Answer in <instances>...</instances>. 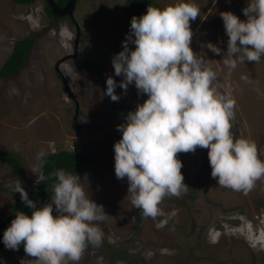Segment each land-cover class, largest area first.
<instances>
[{"label":"rangeland","instance_id":"1","mask_svg":"<svg viewBox=\"0 0 264 264\" xmlns=\"http://www.w3.org/2000/svg\"><path fill=\"white\" fill-rule=\"evenodd\" d=\"M125 1L78 0L74 21L69 16L56 20L47 12L45 0L29 5L0 0V69L16 40L36 38L25 67L0 79V147L13 152L25 167L20 174L0 161V217L9 216L21 201L13 191L17 179L29 194L38 175L42 178L38 152L76 149L85 159L73 174L82 178L88 197L103 206L106 220L97 222L104 232L102 244L89 245L79 261L66 264H264V181L245 197L211 177L207 149L181 152L177 157L187 186L179 196L163 198L165 216L151 218L131 204L126 178H116L113 145L121 137L117 125L147 99L134 85L127 94L116 88L119 101L103 95L107 77L114 74L112 57L122 50L130 30ZM156 1L161 7L173 2ZM193 3L200 11L190 22L196 32L191 47L208 59L217 73L218 89H231L236 101L231 132L250 141L264 166V57L239 63L230 74L222 62L228 37L220 12L246 19L242 9L247 0ZM78 26L76 59L71 56ZM62 27L67 28L63 36ZM208 44L220 47L221 54ZM81 59L99 72L85 70ZM115 79L119 82L121 77ZM35 259L25 253L23 243L17 250L0 247V264H37Z\"/></svg>","mask_w":264,"mask_h":264},{"label":"clouds","instance_id":"2","mask_svg":"<svg viewBox=\"0 0 264 264\" xmlns=\"http://www.w3.org/2000/svg\"><path fill=\"white\" fill-rule=\"evenodd\" d=\"M199 11L193 0H173L165 7L149 4L144 14L131 18L122 50L111 60L114 74L106 79L103 95L114 102L121 98L118 86L127 94L129 85H134L138 95L147 96L117 125L121 137L113 145L115 176L126 178L127 196L145 217L165 216L160 207L163 198L185 190L183 165L177 157L181 152L207 149L211 177L245 197L264 181L255 147L231 132L236 105L231 89H218L217 73L205 55L191 47L196 32L190 22ZM242 12L246 19L220 12L228 37L222 62L229 74L239 63L259 62L264 55V0H247ZM66 32L62 27L61 35ZM207 47L218 55L222 52L214 44ZM45 156L40 151L36 159L42 164ZM51 175L52 195L41 206L29 198L19 179L15 181L13 191L32 212L17 210L2 242L12 250L23 243L37 264L77 262L89 245L102 244L104 232L97 222L105 221L106 213L88 197L79 175L63 169ZM41 179L38 175L37 183Z\"/></svg>","mask_w":264,"mask_h":264},{"label":"trees","instance_id":"3","mask_svg":"<svg viewBox=\"0 0 264 264\" xmlns=\"http://www.w3.org/2000/svg\"><path fill=\"white\" fill-rule=\"evenodd\" d=\"M18 4H33L37 0H13ZM59 5L64 6L67 0H55ZM161 7L156 0H126L125 7L128 15L129 24L131 23V18L135 16H140L144 14L147 10L148 5ZM46 10L55 19H60L53 14L48 2L46 1ZM35 36H29L24 39H18L14 42L13 51L10 56L6 59L4 65L0 69V79H8L18 72H20L26 65L33 44L35 43ZM261 57H264L262 55ZM80 65L85 70H90L92 72H99V69L87 59H81ZM75 125V124H74ZM84 155L77 151H70L68 149H60L52 153H46L44 157V162L41 164L43 167V177L37 183L35 181L32 185L31 191L29 193V198L37 201L38 204H44L49 202L50 196L52 195V184L55 177L51 174L59 169H63L66 172H75L80 169L84 164ZM0 161H4L10 165V167L17 173L23 174L25 172V167L22 160L17 157L13 152L2 149L0 147ZM17 210H22L27 214H31L32 209H30L22 201H19L13 205V209L9 216L0 217V247L3 245L2 237L4 230L10 225V222L15 217V212ZM136 264V263H134Z\"/></svg>","mask_w":264,"mask_h":264},{"label":"water","instance_id":"4","mask_svg":"<svg viewBox=\"0 0 264 264\" xmlns=\"http://www.w3.org/2000/svg\"><path fill=\"white\" fill-rule=\"evenodd\" d=\"M50 6V8L53 11V14L58 17H66L69 16L75 21L74 12L76 9V5L78 0H67L66 4L64 6L59 5L55 0H46ZM80 27L78 26V32H77V41H76V48L74 54H72L71 57L78 56V48H79V39L81 37V31ZM75 127L77 131H80L81 126L76 121Z\"/></svg>","mask_w":264,"mask_h":264},{"label":"crops","instance_id":"5","mask_svg":"<svg viewBox=\"0 0 264 264\" xmlns=\"http://www.w3.org/2000/svg\"><path fill=\"white\" fill-rule=\"evenodd\" d=\"M194 35V34H193ZM194 37V36H193ZM192 37V43H191V45H193V42L195 43V41H194V38ZM9 57V56H8ZM87 71H90V70H87Z\"/></svg>","mask_w":264,"mask_h":264}]
</instances>
